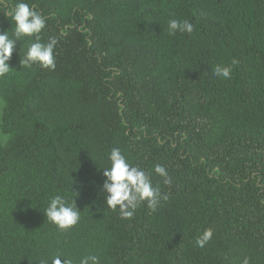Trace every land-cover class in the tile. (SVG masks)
<instances>
[{"label":"trees","instance_id":"trees-1","mask_svg":"<svg viewBox=\"0 0 264 264\" xmlns=\"http://www.w3.org/2000/svg\"><path fill=\"white\" fill-rule=\"evenodd\" d=\"M24 2L47 21L42 39H58L56 67L22 68L25 37L0 78V264L89 253L100 264H264V0ZM171 18L194 31L169 35ZM233 59L230 79L214 74ZM113 148L169 196L155 212L145 201L125 220L107 208L99 168ZM56 194L81 210L65 232L43 213Z\"/></svg>","mask_w":264,"mask_h":264},{"label":"clouds","instance_id":"clouds-1","mask_svg":"<svg viewBox=\"0 0 264 264\" xmlns=\"http://www.w3.org/2000/svg\"><path fill=\"white\" fill-rule=\"evenodd\" d=\"M0 6L4 9V16L10 17L11 25L14 24L11 33L8 30L0 31V78L11 74L13 68L10 65L11 58L17 49L18 41L24 42L25 37L34 39L29 42L26 54L20 59L22 68H31L34 64H39L42 68L54 70L58 39L56 37H49L47 41L42 39L41 33L47 26L44 16L24 0H18L14 5H7L4 0H0ZM167 31L169 35H175L177 32L191 34L194 25L187 19L171 18L167 23ZM237 63L238 61L233 59L230 65H216L214 74L230 79L233 66ZM107 160L108 166L99 168L103 169L104 178L100 192L107 208L112 211L118 209L121 219L131 220L145 201L148 208L155 212L161 201L169 199L159 186H153L151 172L131 163L120 148H113L107 155ZM154 171L163 178L164 184L171 183V177L163 165H155ZM75 193L79 195L78 192ZM43 213L46 220L62 232L72 229L81 220V210L76 200L73 201L69 195L52 196ZM213 233L212 228L204 229L196 238V246L205 247L212 239ZM38 264H76V262L71 257L56 254L48 259L41 258ZM78 264H100V257L89 253L80 257ZM242 264H250V259L244 257Z\"/></svg>","mask_w":264,"mask_h":264},{"label":"rangeland","instance_id":"rangeland-1","mask_svg":"<svg viewBox=\"0 0 264 264\" xmlns=\"http://www.w3.org/2000/svg\"><path fill=\"white\" fill-rule=\"evenodd\" d=\"M3 107H4V102L3 100L0 98V127H1V122H2V115H3ZM8 137L5 136L2 132H1V128H0V144H5L7 142Z\"/></svg>","mask_w":264,"mask_h":264}]
</instances>
